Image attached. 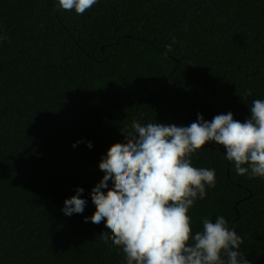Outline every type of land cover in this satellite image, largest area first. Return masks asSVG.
I'll use <instances>...</instances> for the list:
<instances>
[{"label": "clouds", "instance_id": "1", "mask_svg": "<svg viewBox=\"0 0 264 264\" xmlns=\"http://www.w3.org/2000/svg\"><path fill=\"white\" fill-rule=\"evenodd\" d=\"M97 2L58 0L57 6L83 14ZM165 48L167 58L172 44ZM249 108L244 122L231 111L210 121L197 113L189 125L134 120L122 132L125 142L111 145L99 162L104 175L90 192L96 210L85 222L105 224L101 239L121 248L126 264H250L240 251L242 237L223 216L215 222L203 218L202 230L192 234L188 215L195 201L206 197V188L215 187V169L191 161L209 142L223 147L238 175L264 179V99L253 100ZM83 192L78 187L65 199L66 216L83 214Z\"/></svg>", "mask_w": 264, "mask_h": 264}]
</instances>
